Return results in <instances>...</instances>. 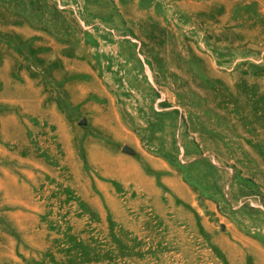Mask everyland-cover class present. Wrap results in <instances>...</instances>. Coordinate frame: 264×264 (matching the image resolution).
<instances>
[{
	"label": "rangeland",
	"instance_id": "374dc122",
	"mask_svg": "<svg viewBox=\"0 0 264 264\" xmlns=\"http://www.w3.org/2000/svg\"><path fill=\"white\" fill-rule=\"evenodd\" d=\"M0 264H264V0H0Z\"/></svg>",
	"mask_w": 264,
	"mask_h": 264
}]
</instances>
